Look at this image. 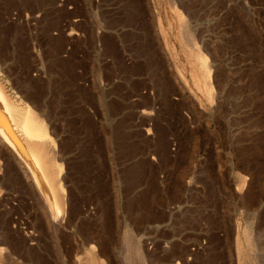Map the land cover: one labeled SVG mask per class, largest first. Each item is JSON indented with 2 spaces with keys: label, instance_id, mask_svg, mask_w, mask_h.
Here are the masks:
<instances>
[{
  "label": "rangeland",
  "instance_id": "obj_1",
  "mask_svg": "<svg viewBox=\"0 0 264 264\" xmlns=\"http://www.w3.org/2000/svg\"><path fill=\"white\" fill-rule=\"evenodd\" d=\"M0 87L66 211L0 150V264H264V0H0Z\"/></svg>",
  "mask_w": 264,
  "mask_h": 264
},
{
  "label": "bare ground",
  "instance_id": "obj_2",
  "mask_svg": "<svg viewBox=\"0 0 264 264\" xmlns=\"http://www.w3.org/2000/svg\"><path fill=\"white\" fill-rule=\"evenodd\" d=\"M45 136L47 133L44 126L37 121L35 114L29 110L22 118L19 109L0 87V150L6 149V153L16 161L19 172L30 181L29 186L35 189L45 203L51 218L63 220L66 212L63 188L51 174L43 145L37 143ZM93 259L85 264L98 261L94 262ZM79 260L78 264H83Z\"/></svg>",
  "mask_w": 264,
  "mask_h": 264
},
{
  "label": "crops",
  "instance_id": "obj_3",
  "mask_svg": "<svg viewBox=\"0 0 264 264\" xmlns=\"http://www.w3.org/2000/svg\"><path fill=\"white\" fill-rule=\"evenodd\" d=\"M239 260H240V258H239V256H238V264H240Z\"/></svg>",
  "mask_w": 264,
  "mask_h": 264
}]
</instances>
